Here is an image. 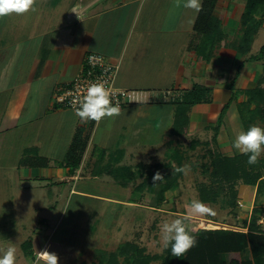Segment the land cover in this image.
<instances>
[{"label":"crops","instance_id":"0c3cea01","mask_svg":"<svg viewBox=\"0 0 264 264\" xmlns=\"http://www.w3.org/2000/svg\"><path fill=\"white\" fill-rule=\"evenodd\" d=\"M46 1L36 0L34 10L15 14L17 18L13 25L0 19V152L7 136H20L19 140H22V136L31 134L35 143H24L22 150L35 151V158L49 161L47 167L36 166L35 161L26 166L23 178L40 179L43 189L54 182L58 186L55 189L57 195L62 194L63 187L69 182L75 183L80 178H114L103 176L93 168L99 160L95 155L97 149L118 168L129 167L132 175L131 164H126L145 152H157L172 137L184 139L187 136L201 143L206 141L198 139L197 134L214 131L213 127L217 126L226 107L217 146L222 155H235L234 148L226 142L229 141L227 135L236 136L235 130H238L231 110L235 101H232L233 93L227 83L234 77L237 51L223 42L215 49L210 61L199 60L197 52L203 36L194 28L200 12L183 6L176 8L174 0H56L51 6L65 7L63 20L77 18L75 28L66 26V38L55 34L57 42L50 43L44 38L48 37V27L39 25L37 35L41 39L45 35L44 41L39 42L37 49H30L33 44L28 45L36 35L32 34L33 29L28 30L27 24H37L35 11L47 5ZM244 9L243 0H218L214 16L220 20L223 31L230 32L234 22L240 23ZM44 23L49 22L45 20ZM91 52L102 54L111 63L119 65L118 88L145 92L149 103L125 108L119 116L106 117L99 123L81 121L75 112L56 107L53 93L73 81ZM21 53L22 59L19 58ZM195 87H203L202 90L209 92L210 103L197 104L180 113L178 104ZM180 119H188L187 133L176 137L179 123L182 128L184 126ZM101 126L107 127L105 137L121 132L114 147H108L104 138L94 145ZM78 130L90 135L81 165L76 169L59 167ZM49 141L50 144H61L62 147L58 145L57 149L67 150L66 153L52 155L47 145ZM136 173L139 175V171ZM131 175L121 171L119 177L132 178ZM237 191L246 200L256 194L255 188L243 183L238 184ZM109 200L125 204L118 199Z\"/></svg>","mask_w":264,"mask_h":264},{"label":"rangeland","instance_id":"374dc122","mask_svg":"<svg viewBox=\"0 0 264 264\" xmlns=\"http://www.w3.org/2000/svg\"><path fill=\"white\" fill-rule=\"evenodd\" d=\"M55 1L47 0V5L35 11L34 19L37 24H27L28 30L33 29L32 34L36 35L32 39L33 42L28 45L33 44L30 49H37L39 42L44 41L45 35H42V39L37 35L39 25L48 27V37L44 38L50 43L57 42L55 34H62L66 38L64 33L68 31L66 26H75L77 18L64 21L66 8H54L51 3ZM16 16L13 13L2 19L7 25H13ZM42 20L49 23L46 24ZM262 20L263 25L256 28L257 32L252 37L247 55L243 59L239 58L237 61L235 59L232 79L236 78V90H253L258 87L264 90V17ZM40 21L43 23H39ZM250 23L252 24V21ZM236 24L235 22L232 24L230 32H225L226 38L223 42L226 46L238 45L237 53L240 54L243 52L242 47L247 45L246 35L252 27L249 25L246 29L243 28L242 21ZM19 58L22 59V53ZM248 99L246 94L237 100L234 99L235 104L231 110L238 130H235L236 136L227 135L229 141H226L233 148L237 135L241 131H246L240 119L241 112L252 116L249 113L256 107L255 103L248 105ZM245 106L249 112L245 110ZM253 125L264 128V117H257L249 127ZM24 128L30 130L29 126L24 125ZM107 133V127L101 126L94 138V145L99 144L102 141L100 139L104 138L108 147H114L115 142L120 139L121 132L105 137ZM59 135L63 138L61 134ZM217 135L214 131L197 134L198 139L206 140L203 143L187 136H184V139L172 137L169 145L167 143L166 146L159 147L157 152L154 150L145 152L126 164V166L131 164L132 175L129 167L118 168L114 161L104 158L103 151L97 149L95 155L99 160L93 168L98 169L103 176L114 178L90 176L80 178L75 183L69 182L65 185L62 194L58 193L59 195L55 193L58 186H55L54 182L48 183L43 189L40 184L43 182L40 179L22 177L23 169L35 161L33 159L36 154L35 151L24 152L22 148L25 147L24 143L29 145L34 136L31 134L22 136V140H19L20 136H7L0 152V256H3L8 247L14 246L17 249L15 264H34L36 251L44 249L55 252L59 257V264H99L103 262V257L111 259V254H116L119 263L124 264V257L119 254L120 248L130 243L144 250L145 255L159 258L151 264H162L168 259H172L174 264H182L180 258L172 256L170 245L167 248L163 246L161 228L165 222L183 218L187 214L185 205L192 200H200L199 187L203 185L208 187L212 195L211 201L206 205L213 208L216 215L186 220L185 225L194 236H200L204 231L219 230L248 234L251 231L253 215L257 218L256 231L264 234V184L261 191H258V185H250L255 188L256 194L254 198L246 200L239 196L237 191V186L242 184V181L233 187L226 182L219 183L220 179L216 181L210 173H206V170L210 172V167L205 168V165L210 162L208 153L213 148L210 138ZM54 143L50 144V141L47 143L52 155L61 156L66 153L67 150L57 149L59 144ZM175 148L183 154L181 167L187 168L182 172L179 182H176V189L162 196L161 189L173 178L168 180L166 178L164 182L155 186L152 178L157 171H161L157 168L159 164L164 168L162 164L169 162L166 156ZM216 149L220 152L219 146ZM238 152L234 148V154H241ZM260 158H264V154ZM171 166L170 170L177 168L175 162L171 163ZM121 171L129 172L132 176L130 179L127 178L129 184L124 189L120 186V182L125 179L119 177ZM164 171L165 168L161 171L162 174ZM140 186H144L142 191ZM109 199H118L125 204ZM29 244L32 247H27ZM247 257L248 254H243L242 260H246Z\"/></svg>","mask_w":264,"mask_h":264},{"label":"trees","instance_id":"16d2710c","mask_svg":"<svg viewBox=\"0 0 264 264\" xmlns=\"http://www.w3.org/2000/svg\"><path fill=\"white\" fill-rule=\"evenodd\" d=\"M245 1V9L241 17L242 27L246 29L247 26H251V31L247 32L248 35L245 42L247 45L242 47L240 54L237 53L236 61L239 58L243 59L247 55L252 41L253 35L256 34L257 29L263 25L264 17V0H243ZM218 0H204L202 5V11L198 16L195 24L194 31L203 36V43L199 47L197 55L201 61H210L214 57V50L221 47V43L225 40L226 34L223 31L221 22L214 16ZM252 21V24L250 23ZM257 28V29H256ZM237 51V47L233 45ZM246 48V49H244ZM264 50V48H263ZM236 78L227 83V88L233 93V101L237 100L243 94L248 96V105L255 103V110L247 116L241 112L240 119L244 128L248 129L249 125L256 120L257 117H264V90L259 87L253 90H236L235 89ZM210 94L206 90L201 88H193L188 94L185 100L180 105L181 111H186L194 105L201 103H210ZM235 99V100H234ZM246 105V106H248ZM245 106V110L249 112ZM224 108L221 116L218 119L217 126L213 127L214 133L218 134L223 119L226 113ZM244 108V107H243ZM179 122L184 123L183 128L180 125L175 130L176 137H183L187 133L188 119H180ZM180 127V128H178ZM182 128V129H181ZM90 135H84L82 130H78L74 136L73 142L68 150V153L62 163H59V167H70L73 169L78 168L81 165L83 156L88 146ZM208 145V143L206 144ZM211 145L213 148L208 153L210 162L205 165L210 167V172L206 170V173H210L211 177L216 181L220 179L219 183H228L231 186H235L239 181H242L246 185H258V191H261V186L264 184V158H260L258 163L250 165L247 163L248 156L244 154H237L233 156H224L216 149L217 136L211 139ZM215 147V148H214ZM183 154L176 148L171 150L166 156L169 160L168 163L162 164L165 168V173L162 174L164 169L160 164L157 168H160V173L168 183L161 189V195L176 189V184L182 178V172H176L171 169V163L175 162L178 167L182 166ZM48 160L43 158H35V165L40 167H47ZM130 179V178H129ZM177 182V183H176ZM118 184V183H117ZM128 179L125 178L120 182V186L123 188L128 187ZM144 187V186H143ZM140 186V191L143 190ZM199 197L203 203H209L212 195L208 190V187L203 185L199 187ZM256 216H252L251 231L248 234L230 232V231H215V232H202L197 238V244L186 255L180 257L182 264H264V234L256 231L255 222ZM27 247H32L29 244ZM171 252V246H170ZM120 256L124 257V264H151L154 261L159 260L157 256L145 255L144 250H140L134 245L127 243L124 247L120 248ZM243 254H248L246 260H242ZM110 257L105 259L99 264H120L116 254H111ZM162 264H174L172 259H168Z\"/></svg>","mask_w":264,"mask_h":264},{"label":"clouds","instance_id":"9594fccd","mask_svg":"<svg viewBox=\"0 0 264 264\" xmlns=\"http://www.w3.org/2000/svg\"><path fill=\"white\" fill-rule=\"evenodd\" d=\"M36 0H0V18L13 13L23 15L34 10ZM174 6L193 9L199 13L202 11V0H174ZM112 93L103 83H92L86 93L74 100L75 115L81 121H95L99 123L104 118H114L121 114L119 103L113 105ZM241 154L248 156L247 163H258L259 157L264 154V128L253 125L247 131H241L233 144ZM187 166L178 167L176 172H185ZM153 185L164 182V176L157 171L153 176ZM187 214L183 218H177L171 222H165L161 228L163 246H171V254L180 258L187 254L197 244V238L186 227L185 221L195 217L215 216L216 212L200 200H192L185 205ZM17 249L14 246L7 248L3 256H0V264H15ZM34 264H59V257L55 252L47 249L36 251Z\"/></svg>","mask_w":264,"mask_h":264},{"label":"built area","instance_id":"2783aa9c","mask_svg":"<svg viewBox=\"0 0 264 264\" xmlns=\"http://www.w3.org/2000/svg\"><path fill=\"white\" fill-rule=\"evenodd\" d=\"M119 65L111 63L102 54L91 52L84 61V66L73 81L59 87L53 93V102L56 107L75 112L74 100L82 97L92 83H103L112 93L113 105L119 103L120 109L149 103L145 92L118 88L116 77Z\"/></svg>","mask_w":264,"mask_h":264}]
</instances>
